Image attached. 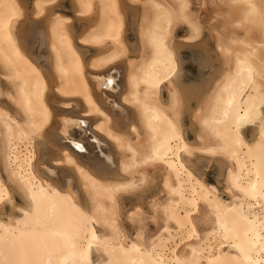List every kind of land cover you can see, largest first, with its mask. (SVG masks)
<instances>
[{"label": "bare ground", "instance_id": "6f19581e", "mask_svg": "<svg viewBox=\"0 0 264 264\" xmlns=\"http://www.w3.org/2000/svg\"><path fill=\"white\" fill-rule=\"evenodd\" d=\"M64 2L33 0L28 8L24 0H0V91L11 96L0 97V179L15 176L10 191L0 187V201H15L11 214L0 211V236L18 237L25 222L32 225L23 213L26 196L35 194L62 206L59 219L32 225L38 264H264V225L250 207L255 198L240 191L218 196L216 185L188 167L224 161L244 188L264 174V125L253 122L246 96L227 104L241 82L237 69L246 75L264 67V0H219L227 6L224 30L213 31L223 68L192 96L194 107L178 85L173 44L181 24L188 41L202 36L189 0H71L72 16L59 12ZM128 11L139 13L131 25ZM129 27L137 34L134 48ZM151 169L160 172L157 193L137 194ZM21 185L28 193L17 191ZM126 194L139 198L123 207L138 225L132 236L117 222ZM146 203L161 222L152 236L140 227ZM185 217L195 225L191 239Z\"/></svg>", "mask_w": 264, "mask_h": 264}, {"label": "snow or ice", "instance_id": "6c2138e0", "mask_svg": "<svg viewBox=\"0 0 264 264\" xmlns=\"http://www.w3.org/2000/svg\"><path fill=\"white\" fill-rule=\"evenodd\" d=\"M133 2H135V0H133ZM192 7L194 9H205L207 12L206 19H211L213 11L217 8V2L216 0H211V4L209 5L207 0L204 4H201L200 0H192ZM81 15H83V13H81ZM197 27H200V25L197 24ZM262 65H264V60H262ZM236 77L241 82L233 91L232 98L227 101V104L231 106L234 103L236 96H246L247 100L243 101V103L249 114L252 116L253 122H258L261 125H264V67L255 73H253V70L249 68L246 75L238 68ZM108 83H112V81H109ZM0 97H6L7 100H11V96H8V94L3 91H0ZM0 104H5V100H0ZM257 104H259L258 113ZM189 154L191 155V153ZM261 160L262 163H264V148L261 149ZM204 163H207V161ZM218 163L223 166L221 172V187L223 191L222 193H217V195L227 194L228 196L235 198L236 191H240L247 197L255 198L256 203L251 204L250 207L260 210L261 224L264 225V174L257 173L256 182H252L249 178L248 187L244 188L240 187L239 184L233 180L232 172L226 162L219 161ZM180 167L183 168L185 172H188V168H185L184 164H181ZM188 167L192 168V171L197 174H200L203 168L202 165L195 164L191 161L188 162ZM4 171V168H0V174ZM225 172L228 173L227 181L224 179ZM53 175L57 174L54 173ZM188 175L191 176L192 172H188ZM9 177L10 179L7 181L0 179V187H3L6 184L8 185V187L5 188V191H10L13 187L12 180L15 179L14 173L9 174ZM225 183H227V187H223ZM165 186L167 187V185ZM17 191L22 195L28 193V189L23 185H21ZM41 191H43V188H41ZM168 194L174 195L175 189L170 188ZM160 195L164 196L165 193L160 192ZM80 199L83 200V196H81ZM0 203H3L5 207L8 203H12L13 208L15 209V201H13L11 197H9L8 200L0 201ZM25 207L27 210L24 211L23 214L25 218L31 219L32 225H40L49 220L59 219L62 213L61 205H58L57 203H50L47 197L37 199L35 194L26 196ZM145 208L147 209L148 206L145 205ZM150 219H152V217L151 210L149 209L140 218L141 231H143L144 224H146ZM16 223L19 224L20 221H17ZM133 223L135 224V220H133ZM32 225L25 222V229L20 231L18 237L15 235H11L10 237L7 235L0 236V264H38L36 258L38 249L35 243L38 233L32 229ZM184 227L189 229V239L196 235L195 225L192 224L187 217H185ZM165 231H167V229H165ZM53 234L55 235L56 233ZM94 236L95 233H93V237ZM179 239L180 242L183 243L184 236H180ZM132 247L135 248V245H132Z\"/></svg>", "mask_w": 264, "mask_h": 264}, {"label": "rangeland", "instance_id": "374dc122", "mask_svg": "<svg viewBox=\"0 0 264 264\" xmlns=\"http://www.w3.org/2000/svg\"><path fill=\"white\" fill-rule=\"evenodd\" d=\"M24 1L27 3L28 8H31V4L33 0H24ZM189 1H190V14L193 19H196L200 22V25L203 31L202 36L201 38L196 39L194 41H188L187 39V36L189 35L188 28L186 27L185 24H181L175 29L174 36H173V44L176 47V50L178 51V54L180 57V63H181V71L179 73V76L177 77V82L183 94L187 96L186 98L188 100L187 101L188 105L194 107L196 105L195 104L196 100L192 96L195 97L197 96V94H199V92L204 90L206 88L205 86H207V83H209V80H211L213 77H216L218 72L221 71V69L223 68L222 66L223 60L221 56L219 55L217 48H216L217 37L215 34L218 31L223 32L224 30L223 14L225 13L224 11L227 9V6L223 3H220L219 0H216L217 1L216 10L213 11L211 19H206V16H207L206 10L205 9H194L192 7V0H189ZM200 2L201 4H204L206 0H200ZM207 3L210 5L211 0H207ZM62 5L58 9L59 12L65 15H68V16H72L71 0H65V2ZM137 11H140V9L138 8ZM136 12L131 11L129 13L128 11L130 25L132 22H134L133 20L136 19L137 18L136 16H138L139 14L138 12L137 13ZM77 27L80 28L81 24L80 23L77 24ZM134 32L135 31H133L131 27L128 28V40L133 48H134L133 45L137 44V41H138L137 34L136 32L135 33ZM38 42H40L39 39L36 40L34 44L38 45ZM42 54L44 56L46 55L45 52H43ZM92 56L93 55H91V53L88 54V60ZM163 96L164 98H167V91L165 90L163 91ZM190 123H191L190 114L186 112L184 116L185 129L187 128L186 132H187V136L189 135L188 139L190 138L189 140L195 145V130L192 128ZM204 162L205 161H203L202 164L200 165L203 166L202 173L204 174L205 180L210 184L216 185L219 188L220 192L223 191L221 187V182L219 181L220 170H219L217 161L210 160V161H207V163H204ZM1 165L2 164H0V168H2ZM146 173L150 177V180L149 182L145 184V186H139L137 188L138 189L136 191L137 194L146 192L147 195H151L153 193H157L158 191L159 186L157 185L159 184L157 183H159L158 182L159 176H160L159 170L151 169V170L146 171ZM153 183L154 185H152ZM223 196L227 198L226 194H224ZM123 198H124L123 199L124 203L121 204L120 209L117 210V216H118L117 222L119 226L121 227V229L123 230L124 234H126L127 236H132L137 231L136 227L138 225L134 224L133 226L132 225L133 223H130V221L126 219L124 215L123 207L127 208L129 206L132 207L136 205L139 198L133 194H126L123 196ZM16 201L19 203L18 200ZM145 205L148 206L147 209L144 206V210L146 212L150 208L147 203ZM0 211L6 215H9L12 213L9 205H7L3 209H0ZM151 215L153 214L151 213ZM198 224L201 230L206 227V225L199 220H198ZM144 225H145L146 234L148 236H152L159 231L161 222L154 221L152 218ZM134 227L136 229H134ZM101 228H104V227H101ZM181 250L182 251L185 250V246L180 247V251Z\"/></svg>", "mask_w": 264, "mask_h": 264}, {"label": "water", "instance_id": "95a60500", "mask_svg": "<svg viewBox=\"0 0 264 264\" xmlns=\"http://www.w3.org/2000/svg\"><path fill=\"white\" fill-rule=\"evenodd\" d=\"M81 152H83V151H81Z\"/></svg>", "mask_w": 264, "mask_h": 264}]
</instances>
